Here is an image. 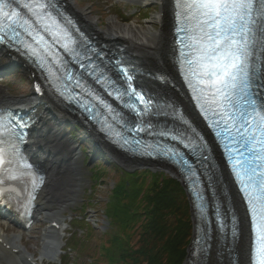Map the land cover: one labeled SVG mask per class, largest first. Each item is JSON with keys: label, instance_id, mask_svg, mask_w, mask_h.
Here are the masks:
<instances>
[{"label": "snow or ice", "instance_id": "obj_1", "mask_svg": "<svg viewBox=\"0 0 264 264\" xmlns=\"http://www.w3.org/2000/svg\"><path fill=\"white\" fill-rule=\"evenodd\" d=\"M23 7L34 18L35 24L31 19L21 18L8 0H0V21L9 22V39L18 40L19 33L15 31V24L19 20L20 27L37 45L33 47L32 43L18 41L31 54L39 55L40 46H48L40 29L51 32L57 42L62 36L68 35L67 29L48 10L54 9V4L30 0ZM179 7L186 24L180 31L188 33L185 47H192L195 51L193 59L181 53V63L185 65L190 80L194 79L196 85H207V88L199 89L200 93L207 91L211 94L212 102L220 109L215 113L220 116L217 123L224 126L232 143L238 145L229 149L233 153L229 159L256 229L254 261L255 264H264V102L257 104L255 99L247 98L246 95L250 87L249 61L253 55V46L257 43L256 18L264 19V0H183ZM53 26L56 31H53ZM0 33H3L0 34V40H4L8 33L3 23H0ZM260 37L264 40V25H261ZM48 71L54 80L60 79L51 67ZM65 75L67 79L72 78L67 73ZM237 89L244 94L239 99L247 107H237ZM193 90L197 91V87L193 86ZM6 124H11V120L0 116V130ZM138 130L144 131L143 128ZM159 134L168 135L167 132ZM256 145L260 146L259 152L254 151ZM254 161L259 163L254 165ZM187 170L192 172L191 166ZM195 176L196 173L192 172V177Z\"/></svg>", "mask_w": 264, "mask_h": 264}, {"label": "bare ground", "instance_id": "obj_2", "mask_svg": "<svg viewBox=\"0 0 264 264\" xmlns=\"http://www.w3.org/2000/svg\"><path fill=\"white\" fill-rule=\"evenodd\" d=\"M128 1L134 2L133 0ZM156 1L160 4V11L151 19H148L146 25L137 22L124 23L116 16H111L108 18L106 28L100 31L97 28L99 22L98 18H91L86 10L76 12L87 26L97 31L101 36L110 40L119 41L120 45H126L127 50L131 53V57L142 64L145 63V68L151 66L158 69H166L168 66L166 63H168L169 55V50L167 48L169 40L167 26L169 15L171 13V0ZM68 2L73 8L72 1L68 0ZM154 24H159V29L155 28ZM166 55L167 59L165 61ZM0 101L15 102L16 99L0 88ZM19 102H23L25 105L33 104L30 97L24 100L22 99ZM48 104H50V106L46 109L44 118H42L45 120H42V123H40L38 128V138L40 139L39 142H46V145H48L50 149L54 150V148H56L55 146H57L58 152L54 151L56 155L55 157L48 156L49 159L47 162L49 164H46L48 183L39 196L38 203L40 204L37 215L41 213V216L50 222L58 221L59 228L56 229V231L61 233L62 240L64 239V233L67 229V224L65 223V220L63 221V212L68 206L75 202L77 197L80 187L79 169L77 158H75L76 155L69 152L65 144L62 142V139L58 138L61 131L56 125L59 124L60 121L71 119L72 116L66 114L63 110L56 108L52 102H48ZM110 154H112V157L117 161L126 165V167L136 166L139 163L137 160L126 158L113 151L110 152ZM149 163L154 168H157V166L168 168L165 164ZM170 171L173 172L171 169ZM230 192H232L231 189ZM4 226L5 223L0 219V264H27L24 257L25 253H27L37 264H44L45 261L52 260L46 256L47 254H53L55 257L53 258L54 261L59 258L56 249L51 248L47 254L45 253L46 255L42 250L46 244H48V246L57 244L55 246L59 247V239L55 237V230L51 226L44 229L37 257L34 256L33 252L31 253L27 246L24 245L23 239L20 235H8L5 232ZM49 229L52 230L50 232L51 234H49V237H44V234H46ZM33 230L34 229L32 228V231ZM239 230L238 250L240 254V264H247L249 256V227L245 217ZM29 231H31V229ZM14 249L17 251H12ZM212 260L213 259L210 257L208 264H214V261Z\"/></svg>", "mask_w": 264, "mask_h": 264}, {"label": "trees", "instance_id": "obj_3", "mask_svg": "<svg viewBox=\"0 0 264 264\" xmlns=\"http://www.w3.org/2000/svg\"><path fill=\"white\" fill-rule=\"evenodd\" d=\"M105 170L118 171L120 179L104 207L114 229L105 234L102 257L108 264H183L193 237V220L182 183L161 173H152L148 179L141 173L130 174L126 183L127 171L115 164L103 165L97 178H104ZM129 180L130 186L135 184L131 188ZM86 225L89 240L94 224ZM72 264H79L78 254Z\"/></svg>", "mask_w": 264, "mask_h": 264}, {"label": "rangeland", "instance_id": "obj_4", "mask_svg": "<svg viewBox=\"0 0 264 264\" xmlns=\"http://www.w3.org/2000/svg\"><path fill=\"white\" fill-rule=\"evenodd\" d=\"M73 7L77 10H86L89 13L91 18H98L99 22L97 24V28L102 31L106 28L108 18L111 16H116L122 22H137L143 25H146V21L151 19L157 12L160 11V4L156 0H142L146 7H142L140 10V6L138 4H126L123 0H71ZM148 8L147 15H141L140 11L142 9ZM155 28L160 27L159 24H154ZM127 49V46L124 45ZM167 54V52H166ZM166 61V58H165ZM5 92H7L11 97L16 99L17 101L24 100L26 98L31 97V89L28 81L22 82L19 77H12L11 75L6 79L5 84L0 85ZM9 86L10 89H9ZM89 135L88 131H81V136L87 137ZM89 161V159H87ZM98 161L92 162L89 166L83 168L81 159L77 161L78 169H79V179H80V187L78 190L77 197L75 202H73L68 208L63 212L66 219L67 230L66 237L64 239L63 249L65 251L57 260L55 261H45L44 264H63L60 260L63 258L67 260L69 258L72 259L73 254H78V262L79 264H108L106 259L102 257V251L104 246V238L105 234L110 230H113L112 224L108 220L105 215L104 207L109 201V196L112 195V191L119 182L120 173L118 171L109 172L105 170L104 178H98L95 180L94 176H97L101 173L102 166L97 163ZM94 163H97L96 169H90ZM153 169V170H152ZM99 170V173H94ZM93 171V172H92ZM104 172V171H103ZM94 173V174H93ZM141 173L143 178H152V173H161L168 176H175V173L170 171L168 168H137L134 171H128L125 174L124 182L130 179L132 176L130 174ZM96 174V175H95ZM130 176V177H129ZM128 183V188L133 187L130 186L131 180ZM148 182H146V186ZM89 203L91 205H86ZM83 214L81 212L79 216H77L78 211L83 208ZM76 213V214H75ZM76 217V223L75 222ZM81 216L88 217L86 221H91L94 224V233L91 235V239L86 240V235L90 234L88 231L86 221L82 220L85 223V226L81 225ZM89 219V220H88ZM243 224V220H242ZM48 226V221L44 220V218H40L36 224H34V230L32 232H24L21 228L15 226L12 223L5 222L4 229L8 234H19L23 239L24 245L28 247V249L33 252L36 256H38V249L41 246V234ZM83 227V229H82ZM93 227V226H92ZM112 228V229H111ZM115 231V230H114ZM83 233V237L77 239L74 235H81ZM74 236V237H73ZM69 243L76 245L73 252L69 251ZM86 244L87 247L83 249V244ZM240 255V254H239ZM210 257L215 261V254L212 252ZM240 260V256H239Z\"/></svg>", "mask_w": 264, "mask_h": 264}, {"label": "water", "instance_id": "obj_5", "mask_svg": "<svg viewBox=\"0 0 264 264\" xmlns=\"http://www.w3.org/2000/svg\"><path fill=\"white\" fill-rule=\"evenodd\" d=\"M139 165H142V164H139ZM138 165V166H139ZM124 168H126L128 171H133L135 168H139V167H141V166H139V167H126V165H122Z\"/></svg>", "mask_w": 264, "mask_h": 264}]
</instances>
